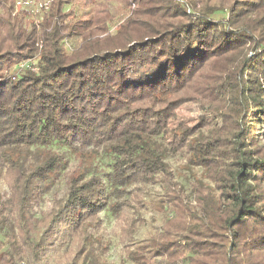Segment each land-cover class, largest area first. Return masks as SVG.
Instances as JSON below:
<instances>
[{
  "label": "trees",
  "instance_id": "1",
  "mask_svg": "<svg viewBox=\"0 0 264 264\" xmlns=\"http://www.w3.org/2000/svg\"><path fill=\"white\" fill-rule=\"evenodd\" d=\"M112 1L39 0L34 24L14 14V0H0V180L8 191L0 230L9 227L0 264H46L66 238L76 249L65 256H88L99 212L124 195L109 204L118 218L131 204L138 213L155 204L165 216L132 243L135 263L147 255L264 264V0H236L222 19L212 17L223 11L214 0H116L135 9L113 34L108 21L121 15L109 16ZM78 8L88 10L82 19ZM36 53L35 71L3 75ZM192 98L212 121L205 133L181 129L171 149L202 171L188 194L165 161L169 149L154 139L171 134L176 109ZM52 146L87 164L102 153L113 163L107 184L94 168L72 172L65 198L36 220L32 204L67 162ZM140 216L124 219L128 238Z\"/></svg>",
  "mask_w": 264,
  "mask_h": 264
},
{
  "label": "rangeland",
  "instance_id": "2",
  "mask_svg": "<svg viewBox=\"0 0 264 264\" xmlns=\"http://www.w3.org/2000/svg\"><path fill=\"white\" fill-rule=\"evenodd\" d=\"M39 0H14V14L20 15V17L26 22H33L36 24L41 19V8L38 5ZM74 5L79 7L83 4L85 0H72ZM236 0H214L212 4H215L219 7V9L223 11H219L214 14L212 17L215 18H225L227 16V5L232 4ZM118 3V4H117ZM119 2L112 1L109 5L110 13L109 16L113 15H121L119 20L117 21V17L111 18L109 22L110 29L108 30L110 33L115 32V28L122 22L120 20L125 19L131 12L135 9L134 3H129V6L122 7L119 5ZM40 5V3H39ZM203 3L197 2L196 8L199 9ZM69 13H72L68 19L70 21L74 20L75 9H73ZM223 8V9H222ZM79 13L76 14V19L84 18L83 14L88 10H82L78 8ZM101 37V36H100ZM67 48V47H66ZM38 54H34L33 58L25 59L22 61L12 62L7 65L3 69L4 76L17 77L19 74L24 73V71L28 70V68H24L27 65L36 66V61L38 60ZM26 62L23 64L22 62ZM32 67V66H31ZM32 69V68H31ZM201 105L194 99H186L175 111V119L171 120L170 129L171 134L160 135L155 138L154 141L163 148L169 149V154L167 155L165 161L170 166L174 177L179 181L185 188L186 193H190L191 185L194 181L193 177L200 178L202 176V171L199 168L188 169L185 164V152H177L172 154V147H176L180 142V136L177 134L181 129H186L187 134L196 135L198 132H207L208 128L211 126V117L210 113L205 112L200 108ZM52 149L58 153H64L66 164H64L59 174L56 177H53L49 180L50 186L47 187L46 193L40 198L38 202H34L32 204V217L36 220H41L44 218L47 213L55 206L56 202L63 200L66 196L68 178L70 174L74 171L83 169L87 167L90 169L94 168L102 177L103 181L107 184V177L111 172V165L113 163V159L107 155L102 153L99 158H95L90 164L88 162H80L77 157H74L72 153L66 151L65 147L60 146H52ZM91 167V168H90ZM206 183V182H205ZM134 185L129 187V190L133 189ZM49 189V190H48ZM157 190V187H149L148 191L150 195H153ZM7 188L2 180H0V194L7 195ZM145 200L148 199V196H144ZM128 195H124L122 198L118 199L116 197L110 198L107 201V206L102 209L98 214V219H100V226L98 230H96L95 235L90 238L87 242V246H85V252H87L88 256L85 253H81L77 256V258L71 259L70 256L73 254H68L65 256L64 253L69 251L70 253L75 251L76 248H73L72 239L66 238L64 240V244L59 245L55 248V250L50 251L46 255L45 263L46 264H91L92 257L90 254L89 246L92 243L94 257L97 258V261H93L94 264H169L167 258L165 256H141L138 258L139 262L135 263L131 261L129 255L135 251H137L136 247H132V243L140 244L149 233L157 230L164 221V214L159 213V211L155 208V204H149L147 209L140 210L139 213L135 212V205H125L122 207L121 218H118L117 215L113 214L111 209L109 208V204L115 201L120 202L123 199H127ZM135 212V214H134ZM141 215L142 221H139L138 224L135 225V228L128 238L127 229L129 226L127 224H123L124 219L130 218L134 219ZM9 228V227H8ZM4 227L0 230V237L2 240H5L6 234L9 232V229ZM2 251L0 252V254ZM188 255V254H187ZM186 255V256H187ZM139 256V255H138ZM187 260H179L175 264H187Z\"/></svg>",
  "mask_w": 264,
  "mask_h": 264
},
{
  "label": "built area",
  "instance_id": "3",
  "mask_svg": "<svg viewBox=\"0 0 264 264\" xmlns=\"http://www.w3.org/2000/svg\"><path fill=\"white\" fill-rule=\"evenodd\" d=\"M26 62H29V61H25V62H22L23 64H25ZM32 66V67H31ZM24 68H28V69H30V70H32V71H35L36 69H37V67L35 66H33V65H27V63H26V66L24 67ZM32 68V69H31ZM12 79H15L16 78V76L14 77H11Z\"/></svg>",
  "mask_w": 264,
  "mask_h": 264
}]
</instances>
